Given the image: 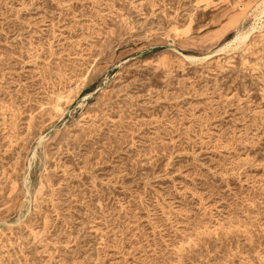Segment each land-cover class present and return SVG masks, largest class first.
Masks as SVG:
<instances>
[{
    "label": "rangeland",
    "instance_id": "rangeland-1",
    "mask_svg": "<svg viewBox=\"0 0 264 264\" xmlns=\"http://www.w3.org/2000/svg\"><path fill=\"white\" fill-rule=\"evenodd\" d=\"M0 264H264V0H0Z\"/></svg>",
    "mask_w": 264,
    "mask_h": 264
},
{
    "label": "bare ground",
    "instance_id": "bare-ground-1",
    "mask_svg": "<svg viewBox=\"0 0 264 264\" xmlns=\"http://www.w3.org/2000/svg\"><path fill=\"white\" fill-rule=\"evenodd\" d=\"M240 36H241V35H240ZM240 36H239V37H240ZM242 36H243V35H242ZM237 39H238V38H237ZM246 39H247V37H246ZM239 46H240V45H239ZM230 48H231V47H230ZM222 49H223V48H222ZM227 50H228V49H227Z\"/></svg>",
    "mask_w": 264,
    "mask_h": 264
}]
</instances>
